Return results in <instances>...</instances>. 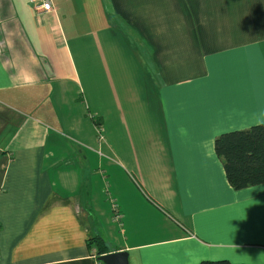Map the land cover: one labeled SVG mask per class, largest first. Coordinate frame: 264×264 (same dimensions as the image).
<instances>
[{"label": "crops", "instance_id": "obj_1", "mask_svg": "<svg viewBox=\"0 0 264 264\" xmlns=\"http://www.w3.org/2000/svg\"><path fill=\"white\" fill-rule=\"evenodd\" d=\"M51 1L0 0V264H264V0Z\"/></svg>", "mask_w": 264, "mask_h": 264}, {"label": "trees", "instance_id": "obj_2", "mask_svg": "<svg viewBox=\"0 0 264 264\" xmlns=\"http://www.w3.org/2000/svg\"><path fill=\"white\" fill-rule=\"evenodd\" d=\"M215 152L222 161L227 180L234 190L264 184V124L219 136L215 140ZM89 246L95 247L97 258L108 253V247L100 237L91 238ZM201 264L232 263L219 261Z\"/></svg>", "mask_w": 264, "mask_h": 264}, {"label": "water", "instance_id": "obj_3", "mask_svg": "<svg viewBox=\"0 0 264 264\" xmlns=\"http://www.w3.org/2000/svg\"><path fill=\"white\" fill-rule=\"evenodd\" d=\"M103 264H130L127 251L109 253L98 258Z\"/></svg>", "mask_w": 264, "mask_h": 264}, {"label": "built area", "instance_id": "obj_4", "mask_svg": "<svg viewBox=\"0 0 264 264\" xmlns=\"http://www.w3.org/2000/svg\"><path fill=\"white\" fill-rule=\"evenodd\" d=\"M31 4L35 7L38 13H47L53 10L51 0H30ZM116 218H120L117 214Z\"/></svg>", "mask_w": 264, "mask_h": 264}]
</instances>
